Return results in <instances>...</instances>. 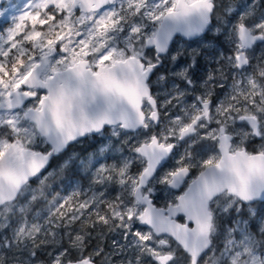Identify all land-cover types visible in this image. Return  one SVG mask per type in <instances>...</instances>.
I'll return each mask as SVG.
<instances>
[{
  "label": "snow or ice",
  "instance_id": "obj_1",
  "mask_svg": "<svg viewBox=\"0 0 264 264\" xmlns=\"http://www.w3.org/2000/svg\"><path fill=\"white\" fill-rule=\"evenodd\" d=\"M0 17V264H264V0Z\"/></svg>",
  "mask_w": 264,
  "mask_h": 264
},
{
  "label": "rangeland",
  "instance_id": "obj_2",
  "mask_svg": "<svg viewBox=\"0 0 264 264\" xmlns=\"http://www.w3.org/2000/svg\"><path fill=\"white\" fill-rule=\"evenodd\" d=\"M18 1H20V0H18ZM17 3H22V0H21V2H17ZM3 19L6 22V24H4V26L7 27L8 26V21L5 18H3ZM111 162H112L111 160L108 161V163H111ZM81 176H83V174H81ZM84 180H85V183L83 185H81V186L83 188L87 189L88 185H89V180L87 178H84ZM76 182H78V180L74 181L73 183H76ZM71 190H72V188L68 185L66 192L64 194L62 193V195H68L71 192ZM156 195H157V200L155 201V203H158L160 206H163L167 199H171L172 198V197L166 196L165 192H163V191H158L156 193ZM81 198L83 199V197H81ZM74 227L79 228L80 224L78 223V224L74 225ZM96 234L97 233H93L94 236ZM112 239H113V235L112 234H107L105 240H103V241L94 240L93 241V245H95L96 243H101V244H103V246L105 247V251L107 252L109 250L110 246H111ZM98 264H99V262H98ZM117 264H118V258H117Z\"/></svg>",
  "mask_w": 264,
  "mask_h": 264
},
{
  "label": "flooded vegetation",
  "instance_id": "obj_3",
  "mask_svg": "<svg viewBox=\"0 0 264 264\" xmlns=\"http://www.w3.org/2000/svg\"><path fill=\"white\" fill-rule=\"evenodd\" d=\"M16 2H21V0L20 1L16 0ZM3 18L4 17H0V25L4 26V24H6V22H5V20ZM4 27H6V26H4ZM182 43H183L182 40H178V42L173 45V50H175L176 47H179ZM195 46H196L195 44L192 45V47H195ZM181 63H183V58L181 59ZM201 63H203V61H201ZM178 67H179V65L173 66L171 64L170 60H165L163 68L161 69V72H168V71H171V70H176V69H178ZM153 79H155V77H153ZM84 147H86V145H77L75 147V150L76 151H81ZM88 150L90 151L91 149H88ZM81 177H82L81 175L77 176V179H74L73 182L78 180L79 184L83 185L85 183V180H84V178H81ZM183 190H184L183 188L178 189L176 192H174V194L175 195H179ZM156 204H157V206H160L158 203H156Z\"/></svg>",
  "mask_w": 264,
  "mask_h": 264
},
{
  "label": "trees",
  "instance_id": "obj_4",
  "mask_svg": "<svg viewBox=\"0 0 264 264\" xmlns=\"http://www.w3.org/2000/svg\"><path fill=\"white\" fill-rule=\"evenodd\" d=\"M74 179H77V176L76 177H72V181ZM67 186H68V181H65L63 184H61L59 181H57V184H56V191H59L62 195V193L64 194L67 190Z\"/></svg>",
  "mask_w": 264,
  "mask_h": 264
},
{
  "label": "water",
  "instance_id": "obj_5",
  "mask_svg": "<svg viewBox=\"0 0 264 264\" xmlns=\"http://www.w3.org/2000/svg\"><path fill=\"white\" fill-rule=\"evenodd\" d=\"M177 190H173V192H176Z\"/></svg>",
  "mask_w": 264,
  "mask_h": 264
}]
</instances>
